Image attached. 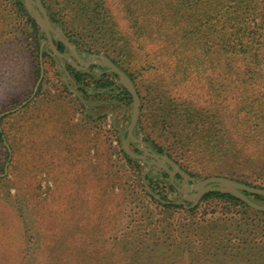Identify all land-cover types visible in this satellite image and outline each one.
Masks as SVG:
<instances>
[{"label":"rangeland","instance_id":"rangeland-1","mask_svg":"<svg viewBox=\"0 0 264 264\" xmlns=\"http://www.w3.org/2000/svg\"><path fill=\"white\" fill-rule=\"evenodd\" d=\"M123 4L124 0H108V5L121 30L127 26ZM11 8L10 0H0V32L11 30L8 35L2 36L0 33L3 37L0 40L2 53L0 111L6 103L7 105L11 102L16 103L17 99L25 98L20 94L23 85H26L25 89L32 91L29 97L33 94L35 86L30 81L33 80L32 64L38 61L30 57L29 53L35 41L33 28L28 24L21 29L14 19V13H7ZM3 15L10 16L5 29H3L5 27ZM37 26L42 31L38 24ZM146 32L149 33V30L147 29ZM157 35V33L151 35V46L145 48H138L136 41H132L137 48V57L130 58L128 63L131 66L137 65L133 76L143 105L138 119L140 120L138 133L135 129L133 133L135 139H142L152 151H155L144 138L149 135L148 126L151 119L153 120L157 113H160L151 108L152 101L161 91H165L168 99L164 98L166 100L164 106H170L167 101L172 99L176 105L185 101L186 106H195L207 115H211L209 122L197 120L188 126L184 120L185 116L177 117L172 108H166L165 110L169 112L163 113L167 118L176 116L173 129L180 130L181 126L183 130L178 131L193 140L190 142L189 151L180 162L191 172L196 183L217 175L236 181L264 180L262 157L254 156L253 163L245 161L240 163L237 159L231 158L223 164L216 154L225 132L228 137L236 136L235 127L242 119V114L236 112L238 94L232 92L225 98L215 95L218 87L217 66L215 73L210 70L206 72L209 79H214L213 88L204 76L197 80L194 76L186 78L183 75L182 70L189 66L190 59L185 60L184 66L186 64L187 67L183 68L181 65L183 69L174 70L168 69L166 65L163 66L165 47L163 46L161 50L156 49L154 40ZM45 43L46 40L42 39L44 46ZM187 48L190 50L188 45ZM184 55L186 57V53ZM38 59L39 65L43 67L42 92L37 96L33 94L31 98H25H29L26 102L28 103L26 110L15 106L7 110L9 112L3 119V127H6L9 133L11 143L19 150L14 152L5 167L3 165V169L0 168V175H9L8 178L3 176L4 178L0 179V264H62L58 263L59 259L63 263L71 264L74 252H80L84 246L90 247V251L94 246V249L101 250L102 254L106 253L110 259L108 264H126L125 260H129V257L134 258L136 262L139 261L140 264L154 262L155 264H264L259 260L247 261L244 254L238 255L237 258L228 257L214 261L218 257L202 252L201 248L200 252L195 254L199 255L197 259L195 255L169 251L162 245L144 247L140 250L131 246L130 243L136 241L139 233L145 231L150 235H156L158 226L146 224V227L144 222L142 226L145 227L137 226L134 232L133 223H130L131 216H127L128 207L132 208V212L139 211L136 215L139 219L143 217L157 222V218H167V214L162 212V208L156 203L149 200L146 204L140 196L138 197L141 184L143 183L145 188L146 184L148 185L145 174L154 177L153 185L179 204L191 202L185 198L183 179L175 176L173 180L169 178L177 186V192L170 191L168 190L170 182L167 180L157 183L156 178L162 168L154 164L149 167L144 161L135 159L138 168L125 158L122 139L126 136V128L130 121L132 99L128 100L119 92L83 95L78 92L75 83L74 86L71 84L59 63L52 64L48 57L43 56ZM84 59L87 60V57ZM121 60L127 62V59L121 58ZM142 65L144 68L140 69ZM94 67L92 73L98 79L101 72L94 70ZM86 72L91 71L86 70ZM110 78L122 87L118 77L110 76ZM65 80L69 86L66 89L63 87ZM88 81L86 79L84 83L92 85ZM259 84L256 87L264 89V80L259 81ZM183 107H179V110ZM182 112L186 114L187 111ZM5 113L6 111L1 112L0 116ZM165 117L163 116L164 119ZM19 143L24 145V149ZM5 144L9 145L8 142ZM210 145L216 148L208 149ZM38 147L43 149V155L37 153ZM130 149L136 153H143V145L139 141H131ZM2 150L3 145L0 142V152ZM151 159L146 156V160ZM99 161L105 165L104 169L95 167V163ZM92 173L102 177L96 187L90 185L91 181L88 179V175ZM29 177L37 179L33 181V185L39 184V189H32L30 180L28 181ZM113 183L111 188L110 185ZM189 183L192 184L191 181ZM15 189L27 194L26 200H29L30 205L21 201L23 199L19 197L22 196H18ZM126 189L128 193H132V197L124 201L123 194L126 195ZM34 191L40 192L38 198L41 199L40 202L30 200L31 192ZM121 193V197L113 196ZM91 194L93 195L90 196ZM200 200L201 198L197 203H200ZM255 202L264 204V199ZM145 204L147 208L143 207ZM8 205L15 208V213ZM198 211L207 217L225 213L222 212L220 205L209 200L202 202ZM40 213L47 218L45 220L40 218L42 217ZM175 215L180 219L184 216V212L177 211ZM169 219L173 221L174 215ZM92 239L93 242L95 241L93 245Z\"/></svg>","mask_w":264,"mask_h":264},{"label":"trees","instance_id":"trees-1","mask_svg":"<svg viewBox=\"0 0 264 264\" xmlns=\"http://www.w3.org/2000/svg\"><path fill=\"white\" fill-rule=\"evenodd\" d=\"M10 2L12 8L7 13H14V19L19 23L18 26L21 29L29 24L34 31V47H31L29 53L30 57L32 56L33 59L38 60L37 63L32 64L34 68L33 80H30L33 82L32 85L35 86L40 76L38 58L41 56L48 57L51 63L54 64L57 62L58 57L56 55L52 56L46 45L42 44V39L46 40L45 35L39 30L36 22L27 12L23 1L10 0ZM42 3L50 20L63 30L80 54L103 53L130 77L135 87L133 73L137 70V65L131 66L128 63L130 58L137 57V48L132 41H136L138 48L151 46V35L155 33L158 35L154 40L156 44H154L157 45L156 49L161 50L163 46L165 47L166 57L163 55L165 58L163 66L166 65L168 69L176 70L182 68L181 65L185 68V66L187 67L186 64L184 66L185 60L190 59L189 66L182 70L183 75L186 78L194 76L197 80L204 76L206 81L210 83V87L213 88L214 79H209L206 72L210 70V72L215 73L217 66L218 87L215 95L225 98L229 93L236 92L238 94L236 112L239 115L242 114V119L237 122L234 130L235 138L233 136L228 137L226 132L223 135L216 150L219 160L224 164L231 158L237 159L240 163L244 161L253 163L256 156L264 159V89L261 90L256 87V85H260L259 81L264 80V0H124L123 10L127 21L124 30L120 29L115 20L108 5V0H42ZM8 18L10 16L3 15L5 23L3 29L7 28ZM15 29L19 30L17 27ZM147 29L150 34L146 32ZM10 33L11 30L7 29L1 35ZM2 36H0V40L3 39ZM55 44L59 51L64 50L62 42L58 41ZM1 58L2 53L0 52ZM121 58L127 59V62L122 61ZM124 64L127 65L124 66ZM92 67L93 65L89 68L91 72H86L66 63V68L72 82L77 85L78 92L83 95L117 94L119 92L128 100L131 99L130 94L110 78V76L118 77L115 73H108L105 67L97 66L101 70V76L97 79L92 73ZM142 68H144V65L140 67V69ZM176 73H173V75ZM86 79L92 85L84 83ZM43 80L38 84L34 93L35 96L42 92ZM25 86L21 87L20 94L27 98L32 91L25 89ZM63 87L67 88L65 85ZM164 98L168 99V94L161 91L152 101L151 108L153 107L160 113H157L153 120L151 119L148 126L150 132L144 140L157 153H166L181 169L192 175L181 164L180 160L189 151L190 142H193V140L179 132L183 130L181 126L180 130L178 128L173 129L176 116L181 115L180 118L185 116L184 120L189 126L197 120L209 122L208 119L211 115H207L195 106H186L185 101L176 105V102L172 99L167 101L170 106H164L166 105ZM24 99H17L16 103L11 102L8 105L6 103L0 113L18 106ZM181 106L184 107L179 110ZM27 107L28 103H25L22 105L21 110H26ZM169 107L172 108L176 116L167 118L163 115L164 112H169L165 110ZM183 110L187 111L186 114H183ZM7 114L0 116V142L3 145V150L0 152V158L2 157L0 159L1 169H3V165L5 167V164L10 161L14 152L19 150L11 143L9 133L6 127H3V119ZM166 121L167 123H165ZM139 124L140 120L135 128L137 133ZM201 124L205 125L207 123ZM140 128H142V125ZM5 142H8L9 145H6ZM21 148L24 149V145ZM207 148L213 150L216 146L210 145ZM37 150L39 155H43L41 147H38ZM123 154L130 163H134L139 168L135 159L129 157L124 151ZM100 161L95 163V167L104 169L105 165ZM262 165H264V162ZM3 176H6L5 178L9 177L8 174H4L0 175V179ZM175 177L180 176L176 174ZM153 178L148 173L145 174V179L152 193L148 192L142 183V188L137 193L138 197L140 196L143 203L147 204L149 200L156 203L162 208V212L167 214V218H157V222L143 217L139 219L136 216L139 211L132 212V208L128 207L127 216L132 217H130V223H133L134 232L137 226L145 227L146 224L147 226L152 224L158 226L156 235H150L149 232L145 231L139 233L136 236V241L130 243L131 246L140 250L144 247L151 246L152 248L162 245L169 251L185 252L193 256L199 253L201 248L202 252L205 251L213 254L214 257H218L214 261L224 260L228 257L237 258L238 255L244 254L247 261L259 260L264 262V211L256 210L233 193L223 191L206 192L201 197L200 203L194 206H191V202L185 204L175 203L163 191L158 190L157 186L153 185ZM88 179L91 181L90 185L93 184L96 187L101 182L102 177L97 173H92L88 175ZM156 179L157 183L167 180L170 182L168 190L177 192L175 182L169 179V175L165 170H160ZM28 181L32 189H39V184L37 186L33 185V181H37V179L29 177ZM239 182L264 188V180L250 182L239 179ZM113 185L114 183L110 187L112 188ZM15 190L18 196L23 197H19L23 199L21 201L30 205L29 200H26L27 194L24 193V195L18 189ZM127 190L126 195L123 194L124 201L132 197V193H128ZM242 192L255 201L264 199V196L257 193ZM154 193H157L159 197L155 198ZM39 194V191L31 192L32 198L30 200L40 202L41 199H38ZM113 196L121 197L122 193ZM208 200L220 205L222 212L225 213L212 217L199 213L200 204ZM146 204L143 207L147 208ZM9 207L15 213V208ZM177 211H183L184 216L178 219L175 215ZM40 215L42 216L40 218L44 220L47 218L44 214L40 213ZM173 215L174 219L170 221L169 218ZM144 222H146L145 226H142ZM91 244H95L93 239ZM92 247L91 251L90 247L84 246L80 252H74L70 263H110L106 253L102 254L101 250ZM107 250L110 251V249ZM169 256L170 254H168ZM195 256L197 259L199 258V255ZM129 258V260H125L127 261L126 264H140L134 258ZM58 263L67 264L63 263L61 259L58 260Z\"/></svg>","mask_w":264,"mask_h":264},{"label":"water","instance_id":"water-1","mask_svg":"<svg viewBox=\"0 0 264 264\" xmlns=\"http://www.w3.org/2000/svg\"><path fill=\"white\" fill-rule=\"evenodd\" d=\"M23 3L31 17L39 25L40 29L44 33L46 37V48L51 50L50 53L55 54L60 59H66L76 69L89 70V67L93 65L95 66L93 68L94 70L101 72L97 66L105 67L108 72L115 73L118 76V82L124 89H126L132 99L130 121L126 128V136H124L122 139L123 150L129 157L136 159L137 161H144L149 167L151 164H154L162 168L168 173L169 178L172 180L174 179V176L178 174L183 179L184 194L186 196L185 198L191 201V206L197 204L199 199L206 192L223 191L233 193L235 196L239 197L256 210L264 211V204L256 203L242 192L247 191L264 196V188L246 185L234 179L218 175L207 177L196 183L195 179L191 175L181 169L179 165L171 160L166 154H160L152 151L142 139H135L133 133L134 129L137 127V122L139 119L141 99L130 77L120 67L114 64L110 58L102 53L80 54L77 51L75 45L66 37L63 30L60 27L54 25L50 20L41 0H23ZM55 39L62 42L65 45V48L69 49V52L59 51L55 46ZM84 57H87V60H85ZM73 58L78 61V64ZM65 74H67L66 69ZM131 141H139L143 145L142 154L136 153L130 149ZM146 156H149L152 159L148 161L146 160ZM190 181L192 184L189 183ZM146 189L151 193V190L147 184ZM154 197L158 198L159 196L154 194Z\"/></svg>","mask_w":264,"mask_h":264},{"label":"crops","instance_id":"crops-1","mask_svg":"<svg viewBox=\"0 0 264 264\" xmlns=\"http://www.w3.org/2000/svg\"><path fill=\"white\" fill-rule=\"evenodd\" d=\"M56 42H58V40L57 39H55V41H54V43H56ZM45 45H46V43H45ZM55 46H56V44H55ZM56 48H57V46H56ZM40 50H42V49H40ZM49 50V49H48ZM63 51H66V52H69V49L68 48H65V45H64V50ZM62 51V52H63ZM51 52V50H49V53ZM51 55H55V54H53V53H50ZM64 58H58L57 59V64L59 63L63 68H64V70H63V73H65V69H66V71H67V75L68 76H66V77H69V80H70V82H71V84L74 86L75 84L72 82V78H71V76L69 75V72H68V70H67V68H66V63H68L69 65H71L66 59L65 60H63ZM74 59V58H73ZM75 60V62L78 64V61L76 60V59H74ZM72 66V65H71ZM74 67V66H73ZM90 68V67H89ZM42 69H43V67H42V65L40 64V76H39V78H38V80L36 81V83H35V87H34V89H33V94L35 93V91H36V89H37V86H38V84L43 80V75H42V73H43V71H42ZM83 70V69H82ZM84 71H86V70H84ZM65 86L68 88L69 86H68V83H67V81L65 80ZM33 94L29 97V98H31L32 96H33ZM29 98L28 99H25L24 101H22L18 106H16L17 108H21L22 107V105H24L28 100H29ZM7 112H9V111H6V113Z\"/></svg>","mask_w":264,"mask_h":264}]
</instances>
